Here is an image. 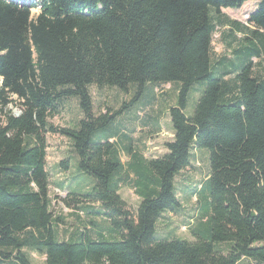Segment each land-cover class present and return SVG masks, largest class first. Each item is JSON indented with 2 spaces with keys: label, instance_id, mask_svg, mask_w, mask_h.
I'll return each instance as SVG.
<instances>
[{
  "label": "trees",
  "instance_id": "1",
  "mask_svg": "<svg viewBox=\"0 0 264 264\" xmlns=\"http://www.w3.org/2000/svg\"><path fill=\"white\" fill-rule=\"evenodd\" d=\"M245 1L0 0V263L33 264L29 249L44 264H264V76L253 74L264 52V0L233 57L211 61V12ZM199 82L204 89L186 115ZM172 83V139L160 156L144 157L115 127L136 97L94 113L90 86L135 87L139 96L147 84ZM72 97L77 123L53 125L50 117ZM48 133L67 137L75 172L94 179L90 192L67 193L66 206L84 204L74 227L61 229L53 215ZM198 149L208 151L209 172L192 191L193 239L160 236L157 221L183 205L175 177ZM58 168L68 173L69 160ZM126 185L139 199L134 212L119 192Z\"/></svg>",
  "mask_w": 264,
  "mask_h": 264
},
{
  "label": "rangeland",
  "instance_id": "2",
  "mask_svg": "<svg viewBox=\"0 0 264 264\" xmlns=\"http://www.w3.org/2000/svg\"><path fill=\"white\" fill-rule=\"evenodd\" d=\"M258 0H246L240 8H221L218 14L211 12L213 21L216 24L212 37L211 61L221 60L223 57L229 60L233 57L234 49L241 45L245 36H250V26L247 24L248 15L257 8ZM37 10L33 9L32 14ZM225 60V61H226ZM254 75L264 76V52L260 58H254ZM178 83L162 84L153 86L147 84L143 92L138 96L135 87H129L127 92H122L114 87H103L96 89L94 86L89 87L93 100L94 113L99 112H116L120 106L130 99L136 97L131 107L124 109L116 118L115 127L122 134L131 138L132 146L140 151L146 157H156L166 152L164 143L172 139L168 109L175 105L177 97ZM204 89V83L199 82L192 86L188 93L187 105L185 108L186 115H192L195 103ZM13 100L15 97H12ZM12 113H17L18 109L15 104L9 106ZM81 113L78 109L76 98L63 100L62 108L58 114L50 117L49 121L58 127H73ZM113 126L112 129L115 130ZM108 134L106 131L99 132L94 140L103 138ZM47 156L46 168L49 173V196L52 199L51 207L53 215L60 217L62 222L59 227H74L79 221L76 215L80 216L78 210L83 203L74 206H66L64 201L68 198L67 193L86 194L91 191L94 179L88 175L75 172L77 169V156L71 152V142L67 137L59 134L48 133L47 136ZM126 141V140H124ZM69 160L70 179L65 183L57 184L65 178V174H56V164L59 165L61 159ZM126 156L122 160L126 161ZM60 172L58 169L57 173ZM208 151L207 149H198L194 152V159L191 165L182 170L175 177V186L179 200L183 203L178 212L165 213L156 224V233L160 236L170 238H182L192 240L187 225L196 224L197 202L196 195L192 192L194 187L199 189L200 184L208 176ZM66 175H68L66 173ZM121 197L126 201L128 208L134 212L139 199L135 195L130 185L122 186L119 190ZM96 207V206H94ZM83 215V214H82ZM82 219V218H81ZM100 223L102 220L96 218ZM223 247V245H222ZM33 264H44V256L35 251L26 249ZM0 264H6L2 262ZM239 264H255L252 261L243 259Z\"/></svg>",
  "mask_w": 264,
  "mask_h": 264
},
{
  "label": "crops",
  "instance_id": "3",
  "mask_svg": "<svg viewBox=\"0 0 264 264\" xmlns=\"http://www.w3.org/2000/svg\"><path fill=\"white\" fill-rule=\"evenodd\" d=\"M122 161H123V160H122ZM123 162H124V161H123ZM58 169H59V168H58V164H56V169H55V170H56V174H60V175H62V174H65V176H66V177H65V178H63V179H61V182H60V181H59V182H58V181H56L57 183H54L56 186H57V184H60V183H62V182H63V180H67V178H69L68 176H70V172H68V173H67L68 175H66V173H65V172H61V171L57 173ZM57 187H58V186H57Z\"/></svg>",
  "mask_w": 264,
  "mask_h": 264
}]
</instances>
